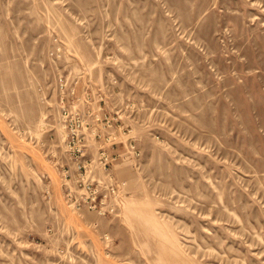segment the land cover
I'll use <instances>...</instances> for the list:
<instances>
[{
    "label": "rangeland",
    "instance_id": "obj_1",
    "mask_svg": "<svg viewBox=\"0 0 264 264\" xmlns=\"http://www.w3.org/2000/svg\"><path fill=\"white\" fill-rule=\"evenodd\" d=\"M59 74L113 122L96 210ZM0 264H264V0H0Z\"/></svg>",
    "mask_w": 264,
    "mask_h": 264
},
{
    "label": "built area",
    "instance_id": "obj_2",
    "mask_svg": "<svg viewBox=\"0 0 264 264\" xmlns=\"http://www.w3.org/2000/svg\"><path fill=\"white\" fill-rule=\"evenodd\" d=\"M77 78L76 75L70 74L58 76L59 95L55 101L57 121L53 127L60 129L62 140L69 151L71 165L65 167L62 164L63 171L69 173L73 170L78 182L73 188L69 187L66 200L73 207L96 210L99 206L102 207L109 195L117 194L120 183L110 168L116 156L106 149L97 148L93 152L89 142L102 137V129L111 126L113 122L107 117H100L99 112L93 119H87L85 104L88 100L85 96L79 97L76 91ZM86 141L89 145L85 144ZM129 142L130 146L135 148L131 143L133 141ZM134 151L137 155L140 154L139 150Z\"/></svg>",
    "mask_w": 264,
    "mask_h": 264
}]
</instances>
